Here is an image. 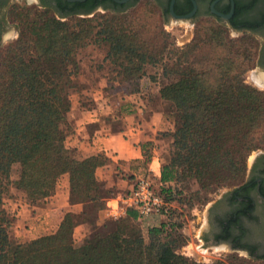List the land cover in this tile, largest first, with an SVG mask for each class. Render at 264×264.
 <instances>
[{"label": "trees", "instance_id": "trees-1", "mask_svg": "<svg viewBox=\"0 0 264 264\" xmlns=\"http://www.w3.org/2000/svg\"><path fill=\"white\" fill-rule=\"evenodd\" d=\"M117 18L110 14L61 22L40 13L21 23L19 38L4 51L0 61V264H198L175 253L184 239L172 221L173 205L200 201L239 180L246 158L264 145V92L243 80L254 48L248 36L229 40L218 26L208 35H195L182 50H167L164 41L156 49L117 23ZM88 39L108 45L104 60L122 78L111 79L109 88L121 86L129 94L145 96L156 88L158 100L171 105V110L162 112L171 120L172 130L158 135L170 140L168 160L160 167L158 186L152 181L165 206L157 226L146 230L147 244L134 226L132 211L112 230L96 231L106 220L98 218L104 202L127 192L135 181L120 194L98 181L95 170L102 164L101 155L77 159L64 147L66 132L58 127L66 124L71 110L85 108L77 99L69 100V91L76 75L73 54ZM157 64L165 82L158 85L151 79L142 88L143 67ZM143 156L147 160L146 153ZM12 168L16 176L10 180ZM58 179L66 181L68 203L88 205L89 211L65 213L55 232L33 240L10 237V222L2 210L6 187L11 185L34 201L52 196ZM79 226L95 231L86 244L74 248L68 236Z\"/></svg>", "mask_w": 264, "mask_h": 264}, {"label": "rangeland", "instance_id": "rangeland-1", "mask_svg": "<svg viewBox=\"0 0 264 264\" xmlns=\"http://www.w3.org/2000/svg\"><path fill=\"white\" fill-rule=\"evenodd\" d=\"M12 2L13 3L8 7L6 12V22L7 25H11L15 29L9 39L0 44V61L5 49L19 38L21 28L23 29V25H25L24 23L35 18V16L40 13H44V15L61 22H73V20L78 18L91 19L101 15H116V17H119V19L117 18V23L121 22L126 29L134 31L137 37L152 42V46H156V49H159L161 43L164 41L167 50H182L191 42L195 35L200 37L208 35L211 33L210 31L215 30V28L219 26L225 30L226 37L229 40H237L244 36H248L252 40L254 46L252 50V62L244 73L243 80L246 85L257 91L264 92V83L258 81V78L260 79L262 76L253 73L257 71L255 65L260 43L262 42L261 39L258 40L246 32L232 31L213 19L201 18L195 22L165 19L159 7L150 0H136L131 6L115 9L114 12L108 9H96L87 15H72L65 18L53 13L47 8L37 7L27 0H12ZM21 23H23V25H21ZM24 34L26 33L24 32ZM107 52L108 45L106 43H97L94 42L93 39H88L82 47L75 50L73 61L76 66V75L72 78L71 83L73 88L69 91V100L72 101L77 99L85 108H89L91 106V102L89 101V99H91V94H93V90L96 87H99L98 85L100 83L105 85L106 90H122L121 86L109 88L111 79L116 77L117 80L121 81L122 78L116 75L118 71L117 68L104 60ZM159 73V64L154 66L145 65L143 67V76L139 79V85L142 88L145 87L144 85L148 86L149 83L152 82L151 79L155 80L153 82H156L158 85L163 84L165 81L159 77ZM159 106L161 110H171V105L167 102H160ZM168 121L170 123V129L165 132L172 130V122L171 120ZM58 127L63 132L71 129L68 121H66V124L60 123ZM160 140L162 142L158 144L159 157L162 162L165 163L168 160L170 140L162 137H160ZM260 153L264 154V145L251 152L246 158L245 172L239 180L217 189L211 195L202 196L200 201L195 202L192 200L190 204L173 205L174 214L172 221H174L176 225H179L177 233L184 239V243L175 250L176 254L198 264H264V259H248L242 254L231 252L228 248L207 245L202 240V236L207 229L205 218L206 209L215 202L222 193L233 189L243 182L251 162L256 155ZM15 176L16 171L12 168L9 175L10 180L14 179ZM154 186H158L157 183L154 182ZM195 189L196 186H191V190ZM62 190H67L66 181L64 179H58L54 193L56 191L60 195ZM122 191H120V193ZM43 203H45L44 199L33 201L30 200L23 191L15 189L11 185L6 187L2 193V210L6 219L10 222V227L8 229L10 237L13 239H27L24 236L22 237L21 234H24L25 231L29 229L28 225H26V216L35 212L31 210V206H41ZM81 211L88 212L89 206L83 205ZM122 219L123 217L115 220L107 217L104 222H100V224L96 226V231L105 232L107 230H112L114 224L119 223ZM101 225H104V228L101 227ZM134 226L138 228L143 243L147 244L146 230L150 227L157 226V224L152 223L145 225L134 223ZM94 231L90 232L88 226L75 229L73 233L68 236V243L74 248L81 247L89 241ZM42 235H44L42 232L32 234V236L36 238ZM28 240L33 239L28 238Z\"/></svg>", "mask_w": 264, "mask_h": 264}, {"label": "crops", "instance_id": "crops-1", "mask_svg": "<svg viewBox=\"0 0 264 264\" xmlns=\"http://www.w3.org/2000/svg\"><path fill=\"white\" fill-rule=\"evenodd\" d=\"M98 86L91 94L89 108L69 112L67 121L71 129L65 131L64 147L79 160L101 155L102 164L95 170V177L106 186H113L118 194L139 178L158 182L164 163L159 157L158 144L162 141L158 135L169 130L170 123L160 109L156 88L145 96L129 94L123 89L106 90L102 83ZM143 153L148 156L145 161ZM44 202L41 206H31L35 212L26 216L29 229L21 233L22 237L34 239L32 234L55 232L65 213H78L84 205H70L67 190H62L60 195L55 191ZM98 218H107L104 209L98 212ZM152 223L157 224L149 219L143 222Z\"/></svg>", "mask_w": 264, "mask_h": 264}, {"label": "flooded vegetation", "instance_id": "flooded-vegetation-1", "mask_svg": "<svg viewBox=\"0 0 264 264\" xmlns=\"http://www.w3.org/2000/svg\"><path fill=\"white\" fill-rule=\"evenodd\" d=\"M37 7L47 8L59 16L84 13L96 9H121L136 0L117 4L111 0H27ZM165 19L195 22L210 18L236 32H246L260 40L256 73L264 83V0H150ZM12 0H0V44L9 39L14 27L7 25L6 12ZM228 15L222 19L218 15ZM257 75V76H258ZM256 76V75H255ZM207 229L202 240L210 246L228 248L248 259H264V154L251 162L243 182L222 193L205 211Z\"/></svg>", "mask_w": 264, "mask_h": 264}, {"label": "built area", "instance_id": "built-area-1", "mask_svg": "<svg viewBox=\"0 0 264 264\" xmlns=\"http://www.w3.org/2000/svg\"><path fill=\"white\" fill-rule=\"evenodd\" d=\"M165 206L157 195L152 181L147 178H139L134 185L124 194L109 199L104 204L106 217L118 219L125 213L132 211L136 215L135 221L143 224L145 220L158 221L162 208Z\"/></svg>", "mask_w": 264, "mask_h": 264}, {"label": "water", "instance_id": "water-1", "mask_svg": "<svg viewBox=\"0 0 264 264\" xmlns=\"http://www.w3.org/2000/svg\"><path fill=\"white\" fill-rule=\"evenodd\" d=\"M73 1H76V2H83L84 0H73ZM111 1H113L114 3H117V4H124V3H126L128 0H111ZM172 2H173V0H171V2H170V5H169V13H170V15L173 17V13H172ZM216 15H218L219 17H221L222 19H227V18H229V16H230V14H228V15H219V14H216ZM179 20H183V19H185V17H180V18H178Z\"/></svg>", "mask_w": 264, "mask_h": 264}, {"label": "bare ground", "instance_id": "bare-ground-1", "mask_svg": "<svg viewBox=\"0 0 264 264\" xmlns=\"http://www.w3.org/2000/svg\"><path fill=\"white\" fill-rule=\"evenodd\" d=\"M262 78H263V77H262ZM262 78H260V79L258 78V81H259L260 83H262Z\"/></svg>", "mask_w": 264, "mask_h": 264}]
</instances>
